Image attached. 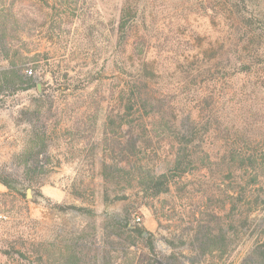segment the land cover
<instances>
[{
	"label": "trees",
	"instance_id": "1",
	"mask_svg": "<svg viewBox=\"0 0 264 264\" xmlns=\"http://www.w3.org/2000/svg\"><path fill=\"white\" fill-rule=\"evenodd\" d=\"M193 1L199 8L193 18L158 24L156 14H146L145 0H122L112 63L124 79L122 107L103 116L92 94L77 119L86 130H96L104 118L103 131L82 149L73 141L69 150H81L70 159L80 162L85 155L88 176L104 184L105 202L130 201V207L90 230L56 229L46 240L10 242L0 264H135L139 250L147 264H223L228 259L249 229V216L264 207V127L256 124L260 114L250 112L264 94V0ZM89 7L90 0H0V59L6 62L0 70V101L33 90L45 76L42 62L50 57L40 49L43 42L67 54L77 20L85 28L80 38L92 41L94 27L85 19ZM199 19L206 24H196ZM65 88L70 90V84ZM227 88L240 96L236 104L225 94ZM197 106L199 114L193 111ZM237 107L250 114L230 117ZM20 115L29 131L14 160L25 181L39 186L55 159L51 148L59 140L61 112L39 95ZM212 137L217 142L208 143ZM189 176H208L222 185L203 189L199 181L189 192ZM16 183L0 175L9 192L17 191ZM128 190L135 192L123 194ZM156 203L172 212L163 218L180 221L174 239L167 241L170 254L159 251L153 239L138 244L144 228L133 214ZM58 208L94 215L89 207ZM241 264H264V237Z\"/></svg>",
	"mask_w": 264,
	"mask_h": 264
},
{
	"label": "rangeland",
	"instance_id": "2",
	"mask_svg": "<svg viewBox=\"0 0 264 264\" xmlns=\"http://www.w3.org/2000/svg\"><path fill=\"white\" fill-rule=\"evenodd\" d=\"M144 4L147 15L156 14L158 24L163 19L176 22L184 19L185 16L193 18L194 12L199 9L198 4L196 5L193 0H145ZM121 6L122 0H90V9L85 19L87 24L94 27L92 41L80 38L85 28L81 21L77 20L72 27L76 37L73 45L69 46L67 54H63L62 48L58 45L51 46L45 42L42 43L40 49L42 52H48L50 59L47 63L42 62L44 66L41 73L45 76L38 80L41 83V92L36 86L31 91L1 98L0 175L12 176L17 182L15 192H9L0 184V261L2 262L5 261L3 252L10 242L30 243L46 240L56 229L82 230L86 228L90 230L92 226L99 227L107 216L121 214L125 208L130 207V201L105 202L104 184L100 178L92 179L88 176L87 163L82 161L85 155L82 156L80 162L77 160L78 157L76 160L70 159L74 153H79L84 148L88 139L99 138L103 131L101 125L104 118L96 130L93 128L86 130L84 124L77 120L79 113L86 108L89 95L97 96L102 110L104 109L103 116L115 115L118 108L122 107L119 95L124 86V79L113 69L112 65L116 40L114 30ZM196 24H206V21L199 19ZM5 67L6 62L0 59V70ZM65 84H70V90H66ZM85 85L88 86L86 89L83 88ZM97 87L99 88L96 89ZM235 88H227L225 94L228 98L234 97L236 104L240 96H236L238 93ZM39 95L45 96L59 107L62 122L57 146L51 148V155L55 159L49 166L50 172L41 181L38 180L39 186L31 187L23 177L22 167L16 163L14 158L22 151L29 131V126L21 120L20 111L28 107ZM85 101L86 103L82 105ZM193 111L199 114L201 109L197 106ZM246 111L239 110L237 107L234 111H230V117H237L239 120V116L243 112L246 114ZM250 112L260 114L256 124L264 127V94H259L258 105ZM66 128H69L71 133H75V136L67 135ZM81 136L90 138L82 139ZM73 141H79L78 148L81 149L69 150ZM212 142H217L214 137L208 143ZM57 159H61V163ZM199 181L203 189L208 185H213L215 188L218 184L222 185L220 181L209 180L208 176L205 178L189 176L186 179V190L191 192L198 187ZM222 187L226 189V186ZM29 190L33 192L31 196H29ZM134 192L128 190L123 194L131 196ZM79 195L85 196L91 202H83ZM199 198L200 194H196V200ZM131 199L134 200L135 197ZM59 206L89 207L94 215L87 217L70 210L63 213L59 210ZM188 209L185 208L186 213ZM185 211L183 210L184 218L186 217ZM169 214L172 212L166 204H164V209L161 203H156V207L152 209L144 205L139 206L133 218L144 228L143 237H139L140 246L153 239L159 251L163 254H170L171 247L167 241L174 239L172 232L180 221L175 218L176 216L172 220L162 217ZM137 218H140V222ZM248 226L249 229L243 230L241 240L223 264H241L254 247L256 240L264 237V207H260L249 216ZM183 253L186 254L187 251ZM136 256L135 264L149 262L143 250H139ZM186 264L190 263L186 261Z\"/></svg>",
	"mask_w": 264,
	"mask_h": 264
},
{
	"label": "water",
	"instance_id": "3",
	"mask_svg": "<svg viewBox=\"0 0 264 264\" xmlns=\"http://www.w3.org/2000/svg\"><path fill=\"white\" fill-rule=\"evenodd\" d=\"M37 88H38L39 92H41V83H39V82L37 83ZM28 193H29V196H31L33 192L31 190H29Z\"/></svg>",
	"mask_w": 264,
	"mask_h": 264
},
{
	"label": "built area",
	"instance_id": "4",
	"mask_svg": "<svg viewBox=\"0 0 264 264\" xmlns=\"http://www.w3.org/2000/svg\"><path fill=\"white\" fill-rule=\"evenodd\" d=\"M137 221L140 222V218H137Z\"/></svg>",
	"mask_w": 264,
	"mask_h": 264
}]
</instances>
